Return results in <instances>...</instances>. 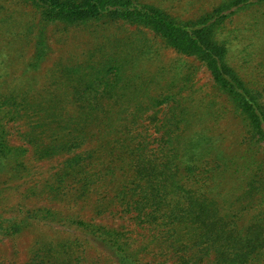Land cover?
Instances as JSON below:
<instances>
[{"label":"trees","instance_id":"16d2710c","mask_svg":"<svg viewBox=\"0 0 264 264\" xmlns=\"http://www.w3.org/2000/svg\"><path fill=\"white\" fill-rule=\"evenodd\" d=\"M17 1L30 19L0 20V41L9 34L0 48V185L28 178L27 160L60 156L57 170L26 192L96 215L116 208L148 233V244L135 246L122 229L53 208L22 209L19 218L0 217L1 237L34 221L59 224L65 235L35 239L25 264H102L88 258L91 249L112 264H264V171L255 157L264 158V86L232 65L225 26L264 0H217L186 19L139 0ZM118 22L134 32L111 48L59 59L44 82L31 75L51 52L49 27ZM19 40L32 53L19 77L5 79ZM167 49L175 58L162 63ZM191 61L208 72L215 98L195 88ZM226 112L244 122L248 148L224 147L216 135L213 124ZM10 125L22 128L21 145L11 144ZM152 245L156 255L142 258Z\"/></svg>","mask_w":264,"mask_h":264},{"label":"rangeland","instance_id":"374dc122","mask_svg":"<svg viewBox=\"0 0 264 264\" xmlns=\"http://www.w3.org/2000/svg\"><path fill=\"white\" fill-rule=\"evenodd\" d=\"M142 3L153 4L165 9L173 16L186 19L198 16L206 11L217 2V0H139ZM29 9L17 0H0V20L10 17L22 19L25 21L30 19L28 15ZM225 26L230 34V53L229 60L232 65L242 71L246 78H252L257 83L264 86V4L262 6L247 8L231 16ZM7 28H2L0 23V34L4 33ZM134 32V27L128 24L118 22L116 24L104 25L103 23H94L89 26H80L69 28L66 32L58 31L57 28L49 27L46 31L48 37V45L50 54L37 73H31L37 79L38 83L44 82L46 71L52 64L59 59L64 60L68 56L82 55L85 50L95 47L106 46L111 48L117 43V38L126 37L127 34ZM9 37V34H5ZM5 37V36H4ZM0 41V48L8 43ZM106 39V40H105ZM1 40V39H0ZM108 40V41H107ZM82 51V52H81ZM162 63L168 62L175 58L172 50H165ZM9 56V71L5 79H15L19 77L20 70L24 61L32 53V45L29 41L19 40L13 44ZM178 56V55H177ZM1 59H4L2 54ZM195 67L196 73L194 77L195 88L201 92V95L214 97L213 82L206 69L198 62L191 61ZM151 70V69H150ZM15 71V72H14ZM262 87V86H261ZM216 100H218L216 98ZM219 108L222 106L224 111H228L229 107L223 99H219ZM217 108V107H216ZM225 117L213 124V130L222 141L223 146L237 148L239 151L244 150V137H246V128L244 122L230 112H226ZM10 142L13 145H21L19 135L22 128L17 125H10ZM235 148V149H236ZM248 148V147H247ZM255 157L262 163L264 171V158L260 151ZM63 157L56 156L49 160L35 161L27 160L30 176L23 180L12 179L4 185H0V217L9 219L21 217L22 209H34L38 207L53 208L62 214H72L81 216L83 220L92 221L99 225H106L116 229H122L129 232L131 239L136 240L135 246L148 244L147 231L140 230L131 215H123L113 212H105L96 215L91 211L90 207H70V204L54 201L47 195L31 194L28 188L40 187V184L55 172L61 163ZM26 192V193H25ZM62 226L52 222L34 221L29 228L20 235L3 238L0 236V261L3 264H25L28 257V248L37 238L45 240H53L63 238ZM140 255L144 259H151L156 255V249L152 245L146 250H141ZM91 260H97L102 264H112L111 260L98 249H91L87 254Z\"/></svg>","mask_w":264,"mask_h":264}]
</instances>
